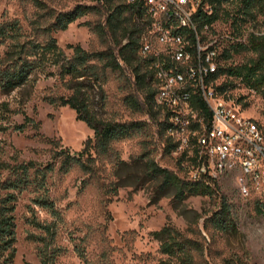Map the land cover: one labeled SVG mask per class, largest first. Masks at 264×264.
I'll list each match as a JSON object with an SVG mask.
<instances>
[{"label": "rangeland", "instance_id": "obj_1", "mask_svg": "<svg viewBox=\"0 0 264 264\" xmlns=\"http://www.w3.org/2000/svg\"><path fill=\"white\" fill-rule=\"evenodd\" d=\"M50 9L68 11L80 4H94L91 0H43ZM123 3H127L123 0ZM238 3L224 5L231 14L230 20H220L208 31H203L205 44L215 43L222 52L230 50L231 57L222 61V66L239 67L256 57L248 51L235 53L234 43L245 42L250 34L264 35V7L254 10V18L239 14ZM37 10L25 0H0V22L18 19L29 31V24ZM237 24H234L235 20ZM104 17L98 13L85 16L71 24L66 31L54 34L59 46L71 55L68 45H80L89 52L104 49L99 37L93 34L88 23L98 24ZM2 49L0 48V53ZM127 79L111 75L103 91L91 93V103L99 117L122 123H145L147 135L116 143L115 148L124 162L130 163L120 172L127 183H134L142 169L133 162L149 155L163 168L190 177L189 163L180 164L176 154L165 150L166 134H162L160 118L134 112L125 103V97L133 92L139 99L131 78V69H126ZM231 85L223 95L242 108L246 117L264 123V96L245 87L239 80L221 77L217 86ZM57 78L40 76L36 83L10 94L0 92V105L8 103L17 112L8 120L0 122V148L5 159L13 162L15 150L20 152L21 161H36L47 165L62 148L71 153L85 149L94 138V131L77 118L74 109L57 107L44 99L63 93ZM32 118L40 127L28 126L23 133L14 130L15 125L24 123V115ZM50 141H53L52 143ZM59 164V162H58ZM59 166V165H58ZM57 166V168H58ZM56 168V169H57ZM117 168L108 162H98L97 171L87 175L78 167L68 174L56 170L49 177L50 195L59 210L60 219L53 220L46 211L34 206L32 193L19 197L16 217V256L11 264H42L38 256L35 237L45 235L33 226L32 221H55L57 236L50 250L59 248L56 264H160L163 256L153 233L171 224L182 231L189 228L201 232L199 240L205 246L208 264H264V189L250 197H242L234 178L226 177L215 182L218 194L215 197L191 196L177 207L169 195L154 202V183L139 187H122L114 192ZM131 177L130 179L128 177ZM221 195L230 205L237 232L223 233L205 219L221 205ZM202 218H199V216ZM79 251L84 257L79 256Z\"/></svg>", "mask_w": 264, "mask_h": 264}, {"label": "trees", "instance_id": "obj_2", "mask_svg": "<svg viewBox=\"0 0 264 264\" xmlns=\"http://www.w3.org/2000/svg\"><path fill=\"white\" fill-rule=\"evenodd\" d=\"M37 10L36 17L26 30L20 20L12 19L0 22V92L10 94L16 90L35 84L40 76L57 78L63 93L47 96L45 101L57 107L68 106L77 113V118L84 121L93 131L94 138L88 146L78 153H71L67 148L57 151L54 161L42 165L36 161H21L20 152L15 150L13 162L5 159V151L0 148V264L13 263L16 256V217L15 212L19 197L23 193H32L35 207L44 210L53 220H59L60 214L54 199L50 195L49 177L56 170L68 174L78 167L87 175L97 171L98 162H108L117 168L115 191L122 187H139L146 183H154L153 201L166 196H173L177 207L191 196L215 197L219 192L215 180L211 179L203 168L205 158L193 137L189 148L178 151L179 143L169 135L166 114L156 102L154 86V71L151 62L140 55L142 36L146 29L147 18L141 5L137 2L123 3V0H91L94 4H80L68 11L50 9L43 0H25ZM211 7L212 13L199 11L195 16L202 40L205 27L212 26L220 20H230L231 14L224 5L237 2L239 14L254 18V10L264 7V0H204ZM93 13H98L104 20L98 24L88 23L90 31L97 35L104 46L101 51L89 52L80 45H68L71 55L62 49L54 34L66 31L79 19ZM238 20L234 21L237 24ZM235 53L252 52L256 57L239 67L226 68L222 61L231 57L230 50L224 49L219 57L220 66L212 75L213 82L226 76L239 80L245 87L261 93L264 96V35L250 34L245 42L234 43ZM131 69V78L136 91L142 93V99L130 92L125 97V103L134 112L145 113L154 118H160V129L166 134L165 150L168 154L179 156L182 164L189 163L190 177H181L178 173L161 167L149 155H143L133 166L142 169V175H136L134 183H127L120 172L130 163L122 161L116 150V143L147 135L145 123H122L102 119L96 113L91 103V93L109 83L111 75L118 79H127L126 69ZM231 85L216 86L223 95ZM215 87V85H214ZM15 111L8 103L0 105V122L8 120ZM24 123L15 125L14 130L23 133L28 126L40 127L32 118L23 113ZM200 131L201 129H192ZM51 143L53 141H50ZM59 162V164H58ZM59 165V166H58ZM58 166V168H57ZM57 168V169H56ZM199 173L197 178L193 175ZM131 178L130 176L128 177ZM199 216V215H198ZM199 218H202L199 216ZM208 223L223 233L237 232V226L231 213L230 205L221 195V205L210 217L205 219V229ZM33 226L43 234L35 237L38 256L42 264H56L59 248L50 250L57 236L55 221L34 219ZM201 232L189 228L182 231L167 224L161 230L153 233L158 241L159 253L163 256L160 264H208L205 257V246L199 240ZM79 256L84 253L79 251Z\"/></svg>", "mask_w": 264, "mask_h": 264}, {"label": "built area", "instance_id": "obj_3", "mask_svg": "<svg viewBox=\"0 0 264 264\" xmlns=\"http://www.w3.org/2000/svg\"><path fill=\"white\" fill-rule=\"evenodd\" d=\"M128 2L141 5L147 18L140 55L151 62L156 102L166 114L169 135L179 143L176 154L196 137L203 171L211 179L234 178L244 198L263 190L264 123L244 116L211 79L222 52L215 43L205 44L195 21L199 11L211 14V7L204 0Z\"/></svg>", "mask_w": 264, "mask_h": 264}]
</instances>
